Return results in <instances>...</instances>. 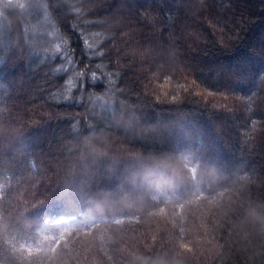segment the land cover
Wrapping results in <instances>:
<instances>
[{"label": "trees", "instance_id": "trees-1", "mask_svg": "<svg viewBox=\"0 0 264 264\" xmlns=\"http://www.w3.org/2000/svg\"><path fill=\"white\" fill-rule=\"evenodd\" d=\"M125 4L0 0V264H264V0Z\"/></svg>", "mask_w": 264, "mask_h": 264}, {"label": "rangeland", "instance_id": "rangeland-1", "mask_svg": "<svg viewBox=\"0 0 264 264\" xmlns=\"http://www.w3.org/2000/svg\"><path fill=\"white\" fill-rule=\"evenodd\" d=\"M132 3L134 4L135 0H132ZM136 3L138 4L139 7H142V8L146 7L147 8L146 4L145 5H143L142 3L139 4V1H136ZM112 8H113L112 9V14L113 15L110 13L109 16H114L115 15V16H117L116 18L122 17V16H126L125 13L127 14V12L125 11V8L127 9V11L129 9V7L125 4V0H113ZM118 13H120V16L118 15ZM121 27H124V24H121ZM187 30H188V32L185 33L184 40L189 41L192 38L188 34L190 32H192V29L186 28L185 31H187ZM185 45H183V42H182L181 45L178 46V48H180L182 46H185ZM151 47L152 46L147 44L145 49H144V52L151 54L152 57H154L156 60L160 61L159 64H161L163 67L168 64L167 62H169V63L172 64V66L173 65L176 66V69H174V70H177V67L183 65V63H185V61H186L185 59H183V60H173V59L177 58V54H182L183 53V48L178 51V48H175V47H177L175 44L165 43V45L155 46L156 48H151ZM150 52H152V53H150ZM162 56H165L166 60H164L162 58ZM131 63H132V61L130 62V64ZM141 64H136L135 66H141ZM187 65H188V62H187ZM227 89H229V88H227ZM170 216H172V215L170 214ZM66 223H68V221L62 222L61 225L64 226ZM195 233H196V230H195V227L193 225L191 227V229H190L189 235H190L191 239H194V240L197 241V237H196ZM129 241L136 249H138V250L141 249V251H145L143 248H137V245L139 244V242L136 241L134 238H131ZM202 241L204 242V238H202Z\"/></svg>", "mask_w": 264, "mask_h": 264}, {"label": "snow or ice", "instance_id": "snow-or-ice-1", "mask_svg": "<svg viewBox=\"0 0 264 264\" xmlns=\"http://www.w3.org/2000/svg\"><path fill=\"white\" fill-rule=\"evenodd\" d=\"M98 55L99 56H103L104 55V53L103 52H100V53H98ZM73 63V61H69V64H72ZM100 67H103V65H97V68H100ZM56 71L57 72H61V71H67L66 69H56ZM84 73H83V71H80V72H77L76 73V75L77 76H82ZM118 75V74H117ZM97 77H96V75H95V73H92V79H96ZM65 83L67 84V85H69L70 86V88L71 87H75V85L72 83V79L71 78H69L68 80H66L65 81ZM68 97H65V99H67ZM172 100H176V97L175 96H173L172 97Z\"/></svg>", "mask_w": 264, "mask_h": 264}, {"label": "bare ground", "instance_id": "bare-ground-1", "mask_svg": "<svg viewBox=\"0 0 264 264\" xmlns=\"http://www.w3.org/2000/svg\"><path fill=\"white\" fill-rule=\"evenodd\" d=\"M199 3V2H198ZM217 19V18H216ZM202 20V19H201ZM130 47H132L131 45H130ZM1 157V156H0Z\"/></svg>", "mask_w": 264, "mask_h": 264}]
</instances>
